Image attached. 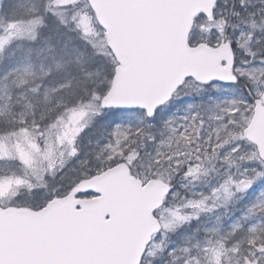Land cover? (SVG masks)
<instances>
[{"label":"snow or ice","instance_id":"snow-or-ice-1","mask_svg":"<svg viewBox=\"0 0 264 264\" xmlns=\"http://www.w3.org/2000/svg\"><path fill=\"white\" fill-rule=\"evenodd\" d=\"M0 264H264V0H0Z\"/></svg>","mask_w":264,"mask_h":264}]
</instances>
